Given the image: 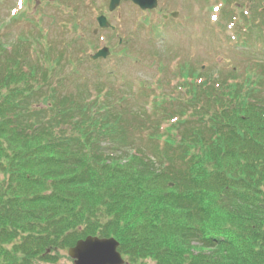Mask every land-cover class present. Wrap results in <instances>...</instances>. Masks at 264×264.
<instances>
[{"label":"trees","instance_id":"obj_1","mask_svg":"<svg viewBox=\"0 0 264 264\" xmlns=\"http://www.w3.org/2000/svg\"><path fill=\"white\" fill-rule=\"evenodd\" d=\"M256 22L248 65L180 61L139 102L101 79L66 93L58 56L0 36V264H61L88 236L118 239L126 264H264Z\"/></svg>","mask_w":264,"mask_h":264},{"label":"rangeland","instance_id":"obj_2","mask_svg":"<svg viewBox=\"0 0 264 264\" xmlns=\"http://www.w3.org/2000/svg\"><path fill=\"white\" fill-rule=\"evenodd\" d=\"M231 2L228 5L226 0H158L157 10L149 12L131 1H122L110 12L109 0H0V36L11 44L18 37L29 36L43 57L44 53L53 60L58 56L66 93L75 92V86L84 78L101 79L116 92H133L139 102L149 98L148 93L150 98L159 94L163 88L157 87L158 80L166 81L172 76L180 61L229 69L249 64L239 47L252 33L243 32V28L251 26V20L244 21L239 31L230 27V19L223 17V10L236 16L232 17L236 24L243 14V9ZM171 12L178 15L163 18ZM101 13L115 25L114 30L99 27L96 17ZM255 19L264 31L263 19ZM75 20L79 31L74 27ZM250 43L264 47V35L260 41L251 39ZM103 46L110 48L109 55L93 59L91 54ZM158 50L163 53L158 54ZM162 65L168 69L165 74L158 71ZM170 80L171 86L177 81ZM143 83L154 90L143 92ZM164 90L170 92L167 85ZM61 254V264H73L68 250ZM142 264L156 263L149 260Z\"/></svg>","mask_w":264,"mask_h":264},{"label":"water","instance_id":"obj_3","mask_svg":"<svg viewBox=\"0 0 264 264\" xmlns=\"http://www.w3.org/2000/svg\"><path fill=\"white\" fill-rule=\"evenodd\" d=\"M122 0H110L109 9L115 10ZM141 9H154L158 0H133ZM176 15V14H174ZM103 28L111 26L105 15L97 18ZM109 48L99 50L94 57L107 56ZM119 241L115 237L88 236L77 241L75 246L68 250L69 256L74 260L73 264H125L126 260L119 251Z\"/></svg>","mask_w":264,"mask_h":264},{"label":"flooded vegetation","instance_id":"obj_4","mask_svg":"<svg viewBox=\"0 0 264 264\" xmlns=\"http://www.w3.org/2000/svg\"><path fill=\"white\" fill-rule=\"evenodd\" d=\"M228 5H230L233 1L234 5L237 8H241L244 11L249 10H256V11H263L264 12V0H246V2L242 3L241 0H226Z\"/></svg>","mask_w":264,"mask_h":264},{"label":"snow or ice","instance_id":"obj_5","mask_svg":"<svg viewBox=\"0 0 264 264\" xmlns=\"http://www.w3.org/2000/svg\"><path fill=\"white\" fill-rule=\"evenodd\" d=\"M21 2H22V0H21ZM213 19H216V17H213Z\"/></svg>","mask_w":264,"mask_h":264}]
</instances>
